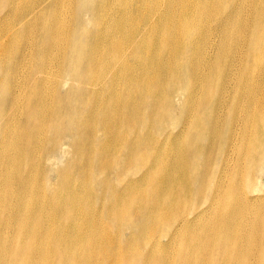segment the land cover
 I'll return each mask as SVG.
<instances>
[{
  "label": "bare ground",
  "instance_id": "obj_1",
  "mask_svg": "<svg viewBox=\"0 0 264 264\" xmlns=\"http://www.w3.org/2000/svg\"><path fill=\"white\" fill-rule=\"evenodd\" d=\"M87 1L0 0V264H264V0Z\"/></svg>",
  "mask_w": 264,
  "mask_h": 264
},
{
  "label": "rangeland",
  "instance_id": "obj_2",
  "mask_svg": "<svg viewBox=\"0 0 264 264\" xmlns=\"http://www.w3.org/2000/svg\"><path fill=\"white\" fill-rule=\"evenodd\" d=\"M85 3H83L82 2V6L83 7H81V9H83L84 11H86L89 15H90V17H91V19H89V20H86V21H83V20H79L80 21V25H84V27L86 28V29H88L90 26H91V24H92V21H93V18H92V15H91V11L93 10V8H94V3L93 2H89V1H87V0H83ZM126 6H127V4H126V2L125 3H123V8L125 9L126 8ZM80 11V10H79ZM62 12V11H61ZM63 13V15H64V17L63 18H65L66 17V11L64 10V12H62ZM125 24H128V25H125V27H127V26H129L131 23H125ZM57 42H62V40H60V39H58L57 40ZM62 47V46H61ZM127 55V51H125L124 52V56H126ZM51 72L52 73H54L55 74V70H56V66L53 64L52 66H51ZM22 77V76H21ZM54 79H57V76H54ZM68 80H70V79H68ZM102 79L100 78V77H97L96 79H95V82H96V84L97 85H99V83H100V81H101ZM67 87H69V85H66ZM52 102H49L48 104H47V106L48 107H50V104H51ZM51 109V108H50ZM19 114L21 113V111H19L18 112ZM84 157V153H83V155H82V158ZM110 163V161L108 162V164ZM100 180H102V179H100ZM47 181V179H44V180H38L37 182L38 183H42V184H44V183H47L46 182ZM110 183L111 184H114L115 182H114V179L113 178H111L110 180ZM89 182L92 184V182H91V180H89ZM48 184V183H47ZM101 186L102 185H105V183H102V184H100ZM108 186H109V184H108ZM95 207H96V205H95ZM97 208V207H96ZM108 231L110 232V233H113V231L111 230V229H108Z\"/></svg>",
  "mask_w": 264,
  "mask_h": 264
}]
</instances>
